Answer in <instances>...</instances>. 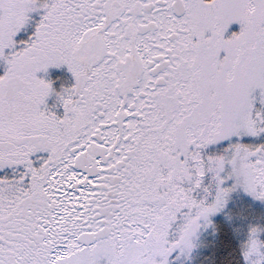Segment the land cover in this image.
<instances>
[{"label":"snow or ice","instance_id":"snow-or-ice-1","mask_svg":"<svg viewBox=\"0 0 264 264\" xmlns=\"http://www.w3.org/2000/svg\"><path fill=\"white\" fill-rule=\"evenodd\" d=\"M0 264H264V0H0Z\"/></svg>","mask_w":264,"mask_h":264}]
</instances>
